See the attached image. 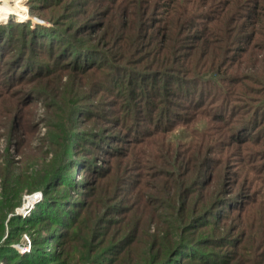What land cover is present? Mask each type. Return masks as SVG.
Returning <instances> with one entry per match:
<instances>
[{
    "label": "rangeland",
    "instance_id": "obj_1",
    "mask_svg": "<svg viewBox=\"0 0 264 264\" xmlns=\"http://www.w3.org/2000/svg\"><path fill=\"white\" fill-rule=\"evenodd\" d=\"M15 24L27 35L0 41V264L33 244L43 264H87L104 242L116 245L107 264H144L215 236L230 241L174 264L201 250L264 264V0H0V27ZM72 42L96 53L79 63ZM169 64L184 85L159 76ZM130 69L160 95L139 118ZM61 168L47 193L36 187ZM220 195L215 225L182 229ZM53 199L59 222L45 217Z\"/></svg>",
    "mask_w": 264,
    "mask_h": 264
},
{
    "label": "trees",
    "instance_id": "obj_2",
    "mask_svg": "<svg viewBox=\"0 0 264 264\" xmlns=\"http://www.w3.org/2000/svg\"><path fill=\"white\" fill-rule=\"evenodd\" d=\"M174 5V4H173ZM163 7V6H161ZM184 7L183 6H176L174 7L173 11L176 12V11H179V10H183ZM4 27V28H3ZM96 29V28H95ZM17 31V32H15ZM19 32V37H23L24 35H27L26 32L24 31L23 29V26L22 25H8V26H1L0 27V41H4L5 39V47L10 49L12 46L10 45V42L14 43L15 41V36H13V34L15 33H18ZM32 34V33H31ZM34 37V39L36 40L38 37L36 36V32L31 35ZM165 39L167 38H164L163 41H165ZM73 43V42H72ZM3 46V47H4ZM2 45H1V42H0V49L3 48ZM71 48L70 49H77V50H80V51H84V53L82 52L79 56H76V59L75 61L79 62V63H86V60H89L90 57L94 56V53H96L95 51H92V50H82V48L84 47V45H78V44H71L70 46ZM167 48L169 49V46H164L163 44V47H162V51H164L165 49L167 50ZM22 49V48H21ZM155 50L157 52H154L156 54H158V49L155 48ZM1 51V50H0ZM20 51V50H19ZM22 51V50H21ZM20 51V52H21ZM22 53V52H21ZM19 53V55L21 54ZM152 53V52H151ZM93 54V55H92ZM107 58L109 56H106ZM19 58V57H17ZM24 58V57H23ZM76 62V63H77ZM171 64L169 65H164V67H156L157 71L160 73L159 76H161L162 78H164L165 76L166 77H170L172 79H174L176 85L178 86L179 84L180 85H184L185 84V81L187 80H183V77L179 74L177 75V71L175 70H171L169 67H170ZM80 66V65H79ZM9 70H12L11 68ZM149 71V70H147ZM146 71V72H147ZM150 71H153V69L151 68ZM140 72H137L136 70H131L130 69V81H133L134 80V77L136 76V74H138L139 76H142L143 79L140 80V82L136 83V87H131L130 88V95H132V97L134 96L133 100L136 102V112H137V115H138V118L141 114H143V112H138L139 109H144L145 107L148 109L150 108V105L151 103L156 100L158 97H160V95L158 94L157 96V93H156V87L155 86H152V85H147L148 84V80L151 81V77H146L143 74H139ZM190 82L188 83H191L193 84V86L191 87V89H193V87H195V82H200V80H196V79H193V78H187ZM148 87V88H147ZM176 87V86H175ZM172 88V86L170 84H165L163 83V89L164 90H168ZM176 89V88H174ZM191 89H188V91H190ZM187 90H185V92L181 91V89H176V93L179 92V94H183L185 93V95L187 96V98L191 95V94H188L189 92H187ZM222 96V94H221ZM193 98V97H192ZM192 98H189V99H192ZM195 98V97H194ZM197 100V98H196ZM195 101V100H194ZM193 101V102H194ZM198 102L201 104L202 101L198 100ZM76 105H77V102H72V104L69 105V109H68V115H66V119L65 121H67V123H69L70 121L73 120V113H74V109L76 108ZM127 108H130L131 110L134 109V108H131V102H130V105L127 107ZM171 108V107H169ZM169 108H167V111H161V107H159L157 109V111L160 113H162V116H166L168 113L171 112V110H168ZM133 111V110H132ZM132 116V117H131ZM130 116V119L132 118H135L136 115H131ZM149 117V118H148ZM154 116H147V118L145 120H139V121H134L135 123L137 122L138 124H140V122H147L149 121L151 118H153ZM133 123V122H132ZM137 124V125H138ZM132 129H134V126H131ZM203 169L205 167V165L202 166ZM66 171V168H61L59 169L57 172H55V174L53 175V177L49 180L46 179L45 181H41V182H37L36 184V187L38 189H42L44 191V193H47L49 191V184L51 183H54L56 180L60 179V177H63L62 175L64 174V172ZM199 178L202 179V176L199 175L198 176ZM65 186L68 185V183L64 184ZM200 187V186H199ZM201 189V188H199ZM191 191V190H190ZM187 193H189V189L186 190ZM222 196H218L216 197L213 202L210 204V206L208 208L204 207L203 209L197 211L195 214H193L191 217H189V219L187 221H190L189 222V225L187 227H182V229H184V231L186 230H189V231H195L198 229V227H203L205 228L207 225H211V224H214L212 220H209V222L206 220L207 217H212L213 216V213L216 209L220 208L222 205H223V198H221ZM64 200L60 199V200H56V199H53V200H49V202H47L46 204V208L49 209H52L53 211V214L48 213V215H45V217H49L51 219H53V217H55V215H58L59 218L58 219V222L60 221V218H61V214H66L67 212H64L63 209H62V205L64 202H62ZM230 201H225L226 205H228ZM182 207H180V210H183L186 208V205L188 203V198L186 199H182ZM43 207L41 206V209ZM232 209V208H231ZM56 211V212H54ZM231 215L230 214H227L225 216H229ZM44 216V215H43ZM227 218V217H226ZM38 219H41V216L39 215L38 216ZM102 221V219H104V217H101L100 218ZM225 220V219H223ZM194 223V224H193ZM207 224V225H206ZM215 225V224H214ZM96 226V224H95ZM100 227V226H99ZM99 230H95V232H98ZM2 233H3V230H2V227H0V241H1V238H2ZM230 241V238L228 237H224V236H215V237H212L208 240V238H204L203 240H199V239H195L194 241H187L186 238H183L180 240L179 243H177L173 249H170L169 250V253L164 257H162V259H147L144 264H174V261L179 258L178 256L180 255V253L182 252V250H191V248H198V247H204V246H213L214 244L217 245V244H226ZM129 243V242H128ZM128 243L125 244L126 246V250L128 249V251H130V246H127L129 245ZM37 244H33L32 245V251H31V254L32 256H18V260H19V263L15 262V264H43L44 262H46L47 260H44V256H41V251H40V247L37 245ZM105 245L102 250L103 252V255H108V252L111 253V251L114 249V251H116V245L114 246V244H111V242H104V244H102L101 246ZM221 245H217L218 246H221ZM39 247V248H38ZM128 247V248H127ZM2 250H3V247H2ZM102 250H101V253H102ZM202 254V255H201ZM4 257H0V259H4L6 260V255L3 254ZM17 255V254H16ZM74 255V254H73ZM79 255V253H77V256ZM100 255V256H98ZM102 254H100L99 252H97V250L95 252H93V256H91V258L89 260H87V264H92V263H95V264H107V262H109L110 260H107V258L105 260L101 259V256ZM200 258H192L189 256V257H186L185 260L183 262H180L179 264H223V260H224V256H222L221 258H217V257H220L221 255L223 254H220V253H215L214 251H211V250H201V253H200ZM25 260V263H23L22 261ZM225 264V263H224Z\"/></svg>",
    "mask_w": 264,
    "mask_h": 264
},
{
    "label": "bare ground",
    "instance_id": "obj_3",
    "mask_svg": "<svg viewBox=\"0 0 264 264\" xmlns=\"http://www.w3.org/2000/svg\"><path fill=\"white\" fill-rule=\"evenodd\" d=\"M30 200V199H29ZM34 202V200L33 201H30V203L29 204H32ZM29 206V205H28Z\"/></svg>",
    "mask_w": 264,
    "mask_h": 264
},
{
    "label": "built area",
    "instance_id": "obj_4",
    "mask_svg": "<svg viewBox=\"0 0 264 264\" xmlns=\"http://www.w3.org/2000/svg\"><path fill=\"white\" fill-rule=\"evenodd\" d=\"M33 198H35V197H33ZM35 200V199H34Z\"/></svg>",
    "mask_w": 264,
    "mask_h": 264
}]
</instances>
